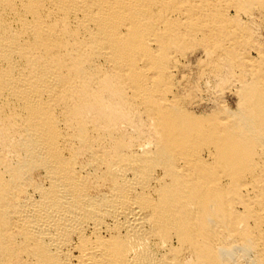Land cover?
I'll use <instances>...</instances> for the list:
<instances>
[{
    "label": "bare ground",
    "instance_id": "6f19581e",
    "mask_svg": "<svg viewBox=\"0 0 264 264\" xmlns=\"http://www.w3.org/2000/svg\"><path fill=\"white\" fill-rule=\"evenodd\" d=\"M0 264H264V0H0Z\"/></svg>",
    "mask_w": 264,
    "mask_h": 264
},
{
    "label": "rangeland",
    "instance_id": "374dc122",
    "mask_svg": "<svg viewBox=\"0 0 264 264\" xmlns=\"http://www.w3.org/2000/svg\"><path fill=\"white\" fill-rule=\"evenodd\" d=\"M226 100H228V102H230V103L234 101V99H233V98H231V97H229V98L227 97V99H226Z\"/></svg>",
    "mask_w": 264,
    "mask_h": 264
}]
</instances>
